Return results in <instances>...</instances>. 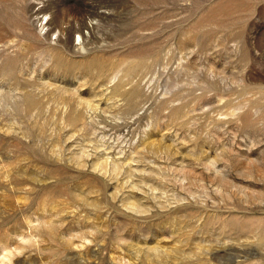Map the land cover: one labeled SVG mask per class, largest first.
Returning a JSON list of instances; mask_svg holds the SVG:
<instances>
[{
	"label": "rangeland",
	"instance_id": "obj_1",
	"mask_svg": "<svg viewBox=\"0 0 264 264\" xmlns=\"http://www.w3.org/2000/svg\"><path fill=\"white\" fill-rule=\"evenodd\" d=\"M0 264H264V0H0Z\"/></svg>",
	"mask_w": 264,
	"mask_h": 264
},
{
	"label": "bare ground",
	"instance_id": "obj_2",
	"mask_svg": "<svg viewBox=\"0 0 264 264\" xmlns=\"http://www.w3.org/2000/svg\"><path fill=\"white\" fill-rule=\"evenodd\" d=\"M115 163V162H114ZM108 166H110V165H108ZM112 166V165H111ZM117 167H119V166H116L115 168H114V170L117 168ZM118 169V168H117Z\"/></svg>",
	"mask_w": 264,
	"mask_h": 264
}]
</instances>
